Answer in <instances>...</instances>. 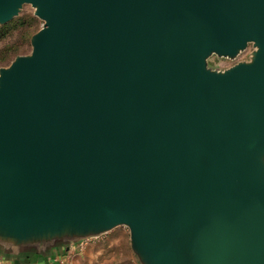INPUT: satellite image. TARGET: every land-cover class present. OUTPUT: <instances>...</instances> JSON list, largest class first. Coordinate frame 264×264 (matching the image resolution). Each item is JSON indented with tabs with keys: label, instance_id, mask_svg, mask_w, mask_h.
I'll use <instances>...</instances> for the list:
<instances>
[{
	"label": "water",
	"instance_id": "water-1",
	"mask_svg": "<svg viewBox=\"0 0 264 264\" xmlns=\"http://www.w3.org/2000/svg\"><path fill=\"white\" fill-rule=\"evenodd\" d=\"M23 5L42 27L0 68V252L124 226L141 264H264V0H0V26Z\"/></svg>",
	"mask_w": 264,
	"mask_h": 264
},
{
	"label": "rangeland",
	"instance_id": "rangeland-1",
	"mask_svg": "<svg viewBox=\"0 0 264 264\" xmlns=\"http://www.w3.org/2000/svg\"><path fill=\"white\" fill-rule=\"evenodd\" d=\"M42 27V21L34 16L30 5H23L18 15L5 25L0 26L5 35L0 40V52H11V57L1 67H7L17 56L31 52V37ZM252 50L249 44L236 59L218 58L215 55L207 60V67L212 71L223 72L238 62L248 61ZM52 255L56 259L67 261V264H141L131 249L130 235L127 227H117L98 238L86 239L74 244L62 245L48 252L46 256L28 254L38 261V257ZM36 257V258H35ZM58 261V260H57ZM1 262V261H0Z\"/></svg>",
	"mask_w": 264,
	"mask_h": 264
},
{
	"label": "crops",
	"instance_id": "crops-1",
	"mask_svg": "<svg viewBox=\"0 0 264 264\" xmlns=\"http://www.w3.org/2000/svg\"><path fill=\"white\" fill-rule=\"evenodd\" d=\"M0 261V264H53V256L38 257V261L36 262L34 258L31 257L29 259L27 255L13 257L0 252Z\"/></svg>",
	"mask_w": 264,
	"mask_h": 264
},
{
	"label": "trees",
	"instance_id": "trees-1",
	"mask_svg": "<svg viewBox=\"0 0 264 264\" xmlns=\"http://www.w3.org/2000/svg\"><path fill=\"white\" fill-rule=\"evenodd\" d=\"M5 31L3 28H0V40L2 37L5 35ZM11 52L6 51V52H0V65L4 64L6 61H8L11 57Z\"/></svg>",
	"mask_w": 264,
	"mask_h": 264
},
{
	"label": "built area",
	"instance_id": "built-area-1",
	"mask_svg": "<svg viewBox=\"0 0 264 264\" xmlns=\"http://www.w3.org/2000/svg\"><path fill=\"white\" fill-rule=\"evenodd\" d=\"M54 259L55 260H54L53 264H67V261L61 260L59 257L57 259H56V257H54Z\"/></svg>",
	"mask_w": 264,
	"mask_h": 264
}]
</instances>
